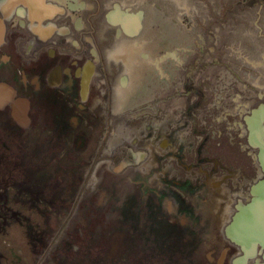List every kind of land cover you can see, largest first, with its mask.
I'll return each instance as SVG.
<instances>
[{"label":"flooded vegetation","instance_id":"obj_1","mask_svg":"<svg viewBox=\"0 0 264 264\" xmlns=\"http://www.w3.org/2000/svg\"><path fill=\"white\" fill-rule=\"evenodd\" d=\"M237 10L0 0V205L79 222L106 264H264V50Z\"/></svg>","mask_w":264,"mask_h":264},{"label":"rangeland","instance_id":"obj_2","mask_svg":"<svg viewBox=\"0 0 264 264\" xmlns=\"http://www.w3.org/2000/svg\"><path fill=\"white\" fill-rule=\"evenodd\" d=\"M199 1L201 7H206V0ZM260 3L258 0H248L247 15L242 10L236 12L235 31L238 39L236 45L238 50L244 51L246 48L248 54L253 55V63L257 62L256 58H259L264 50L261 38V34L264 33V7H261ZM257 70L254 72L258 73ZM119 161L113 160L112 166L119 167ZM9 195L11 205H0V264H41L38 252L40 248H44V243L48 244L50 233H53L52 236L56 234V239L51 245L50 253L45 255L44 264H106L105 260L103 261L105 256L101 255L103 253L94 247L96 245L94 238L85 230L81 234V224L78 221L66 224L56 215L48 213L46 207L34 208L22 204L21 206L17 204L19 202L15 199L14 191L9 192ZM58 210L63 214L69 211L67 208ZM107 242L108 240L102 242L104 243L102 248L105 247L106 251L109 247L106 245ZM142 244L147 247L149 241L143 240ZM164 256L162 254V257ZM154 257L148 250L144 251L145 264L146 262L154 264ZM134 259L135 255L130 256L127 264L137 263Z\"/></svg>","mask_w":264,"mask_h":264},{"label":"bare ground","instance_id":"obj_3","mask_svg":"<svg viewBox=\"0 0 264 264\" xmlns=\"http://www.w3.org/2000/svg\"><path fill=\"white\" fill-rule=\"evenodd\" d=\"M263 117V116H262ZM264 118V117H263Z\"/></svg>","mask_w":264,"mask_h":264}]
</instances>
